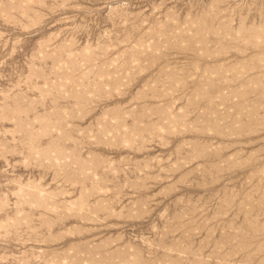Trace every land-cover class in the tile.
Masks as SVG:
<instances>
[{
    "label": "rangeland",
    "instance_id": "obj_1",
    "mask_svg": "<svg viewBox=\"0 0 264 264\" xmlns=\"http://www.w3.org/2000/svg\"><path fill=\"white\" fill-rule=\"evenodd\" d=\"M0 264H264V0H0Z\"/></svg>",
    "mask_w": 264,
    "mask_h": 264
}]
</instances>
